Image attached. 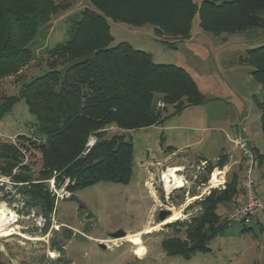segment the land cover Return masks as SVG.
<instances>
[{
    "label": "rangeland",
    "instance_id": "1",
    "mask_svg": "<svg viewBox=\"0 0 264 264\" xmlns=\"http://www.w3.org/2000/svg\"><path fill=\"white\" fill-rule=\"evenodd\" d=\"M193 1L199 3V0ZM53 2L60 5L58 12L52 16L45 32L31 42L33 56L21 69V81L46 72L52 65H59V68L62 59L53 63L56 55L52 56L49 50L67 39L66 29L72 18L78 17L85 8H94L91 0ZM107 21L113 44L127 41L134 48L148 52L155 63L182 67L196 82L204 102L189 105L178 114H173V108L167 106L161 111L166 117L161 125L126 133V139L133 145V166L127 183L100 181L71 192L66 187L68 178L61 182L56 181L55 174L46 180L36 177L39 155L29 144L35 141L31 127L34 117L29 114L24 100H18L10 112L0 117V141L13 142L21 149L24 154L22 164H26L28 170L20 171L15 167L6 173L3 170L5 161L0 158V214L9 208L19 215L17 221H9L6 234L0 236V264H263L257 244L261 234L253 225H249L251 230L242 232L243 225L233 223L223 235H217L207 243L206 251H196L188 257L167 255L162 240L171 236L184 239L186 224L202 210L204 197L192 199V195L200 193L208 183L209 174L204 184L201 180L206 171L194 177L192 165L197 163L205 145V142L195 146L190 144L195 140L206 141L217 131L225 147L235 146L234 153L239 158L241 149L224 141V133L229 131L232 135L240 128L246 136L244 144H250L255 154L252 177L258 179L261 191L264 188L261 167L257 166L260 155L264 166V132L259 108L263 89L253 77L252 67L238 61L247 49L264 43V28L214 35L199 27L195 15L189 37L175 41L156 34L149 23L133 25L110 18ZM21 81L17 83L14 76L4 78L0 82V93H17ZM114 132L119 130L108 129L109 134ZM161 136L165 142H160ZM166 143L176 148L188 145L183 150L187 154V166L181 177L184 187H164V174L160 171L173 169H166L176 164L173 157L168 162H163V157L162 161L157 158L162 164L149 183L143 165L152 154H159L156 149ZM25 174H32V178L24 182L17 178H23ZM30 183H42L54 198L48 216L39 206H28L31 195L23 186ZM217 183L211 182L212 185ZM241 189L243 191L242 186ZM161 208L170 209V215L177 211L180 217L167 221L169 215L159 220L157 212ZM230 209L222 211L223 216ZM145 229L149 232H143ZM119 230L125 235L113 238L111 234ZM136 232L145 247L141 256L133 251L135 245L127 239Z\"/></svg>",
    "mask_w": 264,
    "mask_h": 264
},
{
    "label": "trees",
    "instance_id": "2",
    "mask_svg": "<svg viewBox=\"0 0 264 264\" xmlns=\"http://www.w3.org/2000/svg\"><path fill=\"white\" fill-rule=\"evenodd\" d=\"M91 3L94 8L83 9L69 21L67 39L49 50L56 55L53 63L62 59L63 64L59 68L52 65L46 72L21 81V69L33 56L31 42L45 32L60 5L53 0H0V82L10 76L17 83L21 81L17 93H0V117L10 112L18 100H24L34 117L31 127L35 141L29 144L39 155L36 177L46 180L55 174L56 181L61 182L68 178L66 187L71 192L100 181L127 183L133 166V145L126 133L161 124L166 119L161 111L167 106L178 114L189 105L204 102L196 82L182 67L155 63L148 52L127 41L113 44L108 18L133 25L149 23L156 34L175 41L189 37L195 15L199 27L214 35L264 28V0ZM238 61L252 67V75L263 89L259 108L264 132V43L247 49ZM110 127L119 132L109 134ZM91 135L96 140L87 149ZM20 150L13 142L0 141L6 173L15 167L28 170L22 164L24 154ZM212 168V164L207 166L201 182L206 181ZM17 178L28 181L32 174ZM23 187L31 195L28 206H39L48 216L54 198L43 184ZM238 192L233 183L222 191L212 190L203 198L200 214L186 224L185 238L171 236L162 240L164 252L188 257L196 251H206L207 243L229 226L217 206L233 202ZM248 230L243 226L241 231Z\"/></svg>",
    "mask_w": 264,
    "mask_h": 264
},
{
    "label": "crops",
    "instance_id": "3",
    "mask_svg": "<svg viewBox=\"0 0 264 264\" xmlns=\"http://www.w3.org/2000/svg\"><path fill=\"white\" fill-rule=\"evenodd\" d=\"M159 125H161V124H159ZM187 130H189V132L192 131L190 129H187ZM216 132L211 134L206 139V141H205V139L204 140L197 139L193 143H190V144H193L195 146V145H199V144L205 142L204 143L205 145H203V148L201 150L203 152L200 155H198V157H197V163L192 165V167H195V170L193 171V174L195 175L194 177L199 176L202 173V171L207 172V166L209 164L213 165V168L208 173L209 174V179L207 181L208 185L205 184L201 188L200 193L192 195V199H197L199 197H205L212 190L222 191L225 189V187L228 183H233V184H235V186L239 192L234 197L233 202L232 201L231 202H225V203H221L217 206L218 213L223 214L222 211L224 212V210H226L227 208L229 209L230 207H233L235 204H237L243 198V191L241 189V186H242V180H243V175H244L245 159L243 158L242 152H241V156L239 158L237 156H235V153H234V147L235 146H233L231 148L225 147L222 139L219 138V136H217ZM234 137H238L242 140H245V138H246L245 134H243V132H242V130H240V128H238L236 130V132L233 133L232 135L229 131L228 132L226 131L224 133V141L227 140V141L231 142L230 139L234 138ZM160 142H165V139H163L162 136L160 138ZM247 146L252 148V146H250V144H248ZM185 147L187 148L188 145H184L183 147L176 148L174 146L172 147V145H170L169 143H166L164 147L156 149V151H158L159 154H156V153L152 154L150 156V159L146 162V164L143 165V166H145L144 168L148 174L150 184H151V180L154 179V176L157 174L158 168L161 167V164H162L160 161L157 160V158H159L161 160L163 157V162H164V160H166V158L168 160H171L173 157L176 160V164L172 165V166H167L166 169L168 170L169 168H173V169L178 168L177 170H175L176 173L180 177L183 176L182 175L183 171L187 166V164H185V163H187V162H185L186 161L185 156L187 154L183 152ZM221 161H222V163L220 165L218 162H221ZM257 166L261 167L260 176L264 179V166L262 165V159L258 160ZM160 172L162 174L165 173L164 171H160ZM213 172H216V173L218 172L217 173L218 183L216 185H212L210 182ZM255 182H256V185H255L256 192L264 198V188L261 191V189L258 186V184H259L258 179H255ZM163 184H164V182H163ZM201 184H204V183L201 182ZM183 185L180 187H176V188L184 187ZM164 187H165V185H164ZM258 188L260 189V191H258ZM165 189H166V187H165ZM235 201H237V202L235 203ZM250 225L257 227L258 232L261 234V238L257 242V244H259L258 245L259 250H261L260 252L263 255L262 263L264 264V217L258 216L257 218H255L252 221V223ZM247 227H249V230H251V228H252L249 225ZM242 228H243V226H242ZM242 228H241V230H242ZM223 234L224 233H221L218 235H223ZM133 251H134V249H133Z\"/></svg>",
    "mask_w": 264,
    "mask_h": 264
},
{
    "label": "built area",
    "instance_id": "4",
    "mask_svg": "<svg viewBox=\"0 0 264 264\" xmlns=\"http://www.w3.org/2000/svg\"><path fill=\"white\" fill-rule=\"evenodd\" d=\"M161 105L162 103H158V106ZM95 140V136L88 139L86 143L87 149ZM230 140L241 149L243 158L245 159V167L242 180L243 198L227 213L226 221L228 225L238 223L243 226H248L258 216L264 217V198L256 192V182L252 177L253 167L256 163L255 154L250 147L244 144V140L238 137L231 138ZM168 161L167 158L164 160V162Z\"/></svg>",
    "mask_w": 264,
    "mask_h": 264
},
{
    "label": "bare ground",
    "instance_id": "5",
    "mask_svg": "<svg viewBox=\"0 0 264 264\" xmlns=\"http://www.w3.org/2000/svg\"><path fill=\"white\" fill-rule=\"evenodd\" d=\"M177 169L178 168L170 169L164 173V176H163L164 177V184L167 188H169L171 185H174V187H180L183 185L182 178L175 173V170H177ZM217 173L216 172L212 173L211 182H215V181L217 182L218 181ZM0 217H1L0 236H2L4 234H6L5 230L8 228V225L10 224L9 221H12V222L17 221L19 218V215L16 212H14L13 210H11L9 208H5L4 210L1 211ZM179 217H180V214H179V212L176 211V212L172 213L167 218V221L176 220ZM143 232H149V229H145ZM127 239L135 245L134 252L138 256H141L145 251V247L143 246V244L141 242L139 232H136L133 235H128ZM49 254L51 256H54L53 252H49Z\"/></svg>",
    "mask_w": 264,
    "mask_h": 264
},
{
    "label": "water",
    "instance_id": "6",
    "mask_svg": "<svg viewBox=\"0 0 264 264\" xmlns=\"http://www.w3.org/2000/svg\"><path fill=\"white\" fill-rule=\"evenodd\" d=\"M171 213V210L170 209H164V208H161L158 212V215H157V218L159 220H164L167 216H169ZM125 235V232H122L121 230L119 231H116V232H113L111 234V236L113 238H120V237H123ZM103 246V245H102Z\"/></svg>",
    "mask_w": 264,
    "mask_h": 264
},
{
    "label": "flooded vegetation",
    "instance_id": "7",
    "mask_svg": "<svg viewBox=\"0 0 264 264\" xmlns=\"http://www.w3.org/2000/svg\"><path fill=\"white\" fill-rule=\"evenodd\" d=\"M158 212H159V210H158ZM158 212H157V215H158Z\"/></svg>",
    "mask_w": 264,
    "mask_h": 264
}]
</instances>
